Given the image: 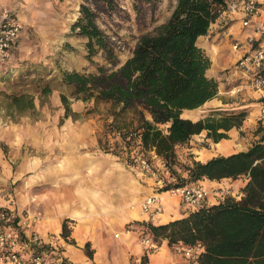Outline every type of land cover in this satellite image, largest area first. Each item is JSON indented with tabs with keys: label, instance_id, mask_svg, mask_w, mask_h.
Segmentation results:
<instances>
[{
	"label": "trees",
	"instance_id": "trees-1",
	"mask_svg": "<svg viewBox=\"0 0 264 264\" xmlns=\"http://www.w3.org/2000/svg\"><path fill=\"white\" fill-rule=\"evenodd\" d=\"M146 1L155 5L159 0ZM235 1L241 0H176L170 16L141 34L131 54L121 61L113 36L98 22L100 3L113 8L116 0H82L71 29L86 37L91 61L103 53L111 66L97 63L96 71L63 70L60 76V83L72 88L73 97L110 102L114 117L137 109L135 130L124 132L127 128L121 127L118 131L127 133L123 139L136 132L141 150L154 149L165 162L168 178L159 191L201 184L198 181L205 178H247L237 193L227 192L182 217L164 223L141 222L143 233L154 242L203 244L200 264H264V134L246 150L196 159L188 149L193 134L207 129V135L218 141L228 136L226 130L242 124L247 111H224L220 116L197 119L183 114L218 93L219 81L208 72L212 60L198 37ZM53 89L50 79L41 84L43 101ZM6 98L10 112L23 114L36 108L35 95L30 92L6 93ZM61 98L63 118H78L70 95L62 92ZM179 146L189 150L187 158L180 157ZM70 233L71 219L66 218L62 234L68 237ZM148 263L145 253L139 264Z\"/></svg>",
	"mask_w": 264,
	"mask_h": 264
},
{
	"label": "crops",
	"instance_id": "crops-1",
	"mask_svg": "<svg viewBox=\"0 0 264 264\" xmlns=\"http://www.w3.org/2000/svg\"><path fill=\"white\" fill-rule=\"evenodd\" d=\"M261 2L263 11L253 17V25H243L241 11L224 10L208 32L198 37L199 45L212 60L208 72L219 81V90L202 105L205 106L203 112H197L200 106L185 109L187 112L183 114L197 119L220 116L224 111H247L242 124L226 130L228 136L218 141L207 135V129L193 134L188 149L199 159L246 150L264 134V113L261 111L264 86L252 85L253 73L236 65L241 54L254 45L248 40L254 26L264 21V0ZM18 40L19 37L11 48ZM235 41L240 43L239 49L233 48ZM148 117L151 118L149 114ZM115 132L120 137V131ZM54 133L56 131L44 129L33 131L28 142L38 153L31 162L32 173L26 174L24 164L17 168L15 207L18 217L25 221L27 211L39 216L31 226H19L24 254L30 253L29 236L37 232L45 241L40 250L48 248L71 264H139L145 253L149 255L148 264H200L199 255L187 257L175 244L169 245L167 239L154 242L156 245L143 241L146 235L141 222L150 220L149 212L142 208L145 199L153 194L160 197L164 210L150 221L164 223L188 211L176 194L169 190L159 191V181L144 170L138 160L133 166L126 164L115 155L116 150L105 149L97 135L87 128L62 129ZM138 148H141L139 139ZM150 151L152 157H156V151ZM246 179L245 176L221 180L205 178L198 182L209 190L207 202L213 203L227 192L237 193ZM26 180L31 183L27 193ZM66 218L71 219L68 237L62 234Z\"/></svg>",
	"mask_w": 264,
	"mask_h": 264
},
{
	"label": "rangeland",
	"instance_id": "rangeland-1",
	"mask_svg": "<svg viewBox=\"0 0 264 264\" xmlns=\"http://www.w3.org/2000/svg\"><path fill=\"white\" fill-rule=\"evenodd\" d=\"M81 1L0 0V14L4 9H10L19 15L23 23L15 47L7 54L0 55L1 208L17 210V168L19 164H24L26 174L32 173L31 162L38 152L28 140L35 130H53L57 133L62 129L87 128L97 135L105 149L110 148L109 152L116 150L115 155L126 164L133 166L137 163L135 155L139 149L138 136L122 138L127 130H135L137 109L130 108L114 117L110 102L73 97L72 88L60 83L63 70L96 71L97 63L111 66L103 53L97 54L94 61H91L87 57L86 37L71 29L72 22L79 15ZM175 3L176 0H159L155 5L146 0H116L112 8L101 2L98 22L113 36L118 55L123 61L131 54L141 34L151 31L170 16ZM49 79L54 89L43 101L39 89ZM5 92L34 94L36 108L23 114L10 112ZM62 92L70 95L72 109L80 114L78 118H63L65 106L61 98ZM204 108L205 106L200 107L197 112H203L201 110ZM121 127L127 128L123 133L120 131L122 139L118 133H114ZM178 150L181 158H187L190 153L183 146H179ZM142 151L156 165L154 179H162L159 182V186H162L168 173L160 166L158 156L152 157L150 150ZM192 154L195 157V153ZM24 184L27 193L31 190V183L28 184L26 180Z\"/></svg>",
	"mask_w": 264,
	"mask_h": 264
},
{
	"label": "built area",
	"instance_id": "built-area-1",
	"mask_svg": "<svg viewBox=\"0 0 264 264\" xmlns=\"http://www.w3.org/2000/svg\"><path fill=\"white\" fill-rule=\"evenodd\" d=\"M261 0H241L229 4L225 11L236 13L241 11L243 13V25H253V17L262 13L263 7ZM254 32L249 35L248 40L254 43L253 47L241 54L237 59L236 65L247 71L252 72L251 83L255 87L264 86V21L254 26ZM22 30V23L20 18L10 9H4L0 14V55L7 54L10 48L17 41ZM240 43L235 41L233 48L239 49ZM261 111L264 113V102L261 105ZM131 135H136V132H130ZM129 136V137H130ZM141 143V138L138 136ZM158 155H156L157 157ZM136 160L144 170L150 172L152 176L156 175V165L144 154L139 148L136 150ZM159 164L163 167L166 173H169L165 162L158 156ZM159 182L162 179H158ZM172 194H176L182 204L187 207V210L198 208L207 202L209 190L201 184L191 183L188 185L172 187L168 189ZM144 211L149 212L150 220L158 217L163 210V204L160 197L153 194L145 199L142 204ZM27 217L23 221L22 217H18L17 210L13 208L0 207V264H68V262L61 260L48 248L44 247L45 241L37 232H32L28 238V247L30 253L24 254L22 244L19 238V226L29 227L39 216L30 215L26 212ZM117 235V234H116ZM143 241L146 244L156 245L149 236H144ZM178 249L184 252L187 257L196 258L202 251L204 245L200 242L188 244L179 242L175 244Z\"/></svg>",
	"mask_w": 264,
	"mask_h": 264
}]
</instances>
